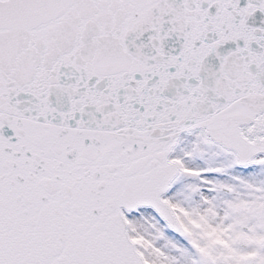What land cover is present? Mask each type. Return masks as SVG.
<instances>
[{
    "label": "snow or ice",
    "instance_id": "6c2138e0",
    "mask_svg": "<svg viewBox=\"0 0 264 264\" xmlns=\"http://www.w3.org/2000/svg\"><path fill=\"white\" fill-rule=\"evenodd\" d=\"M0 264H264V0H0Z\"/></svg>",
    "mask_w": 264,
    "mask_h": 264
}]
</instances>
